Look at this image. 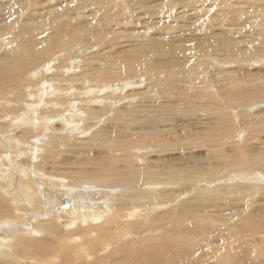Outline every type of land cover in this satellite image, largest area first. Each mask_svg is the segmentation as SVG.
Here are the masks:
<instances>
[{
	"label": "bare ground",
	"instance_id": "6f19581e",
	"mask_svg": "<svg viewBox=\"0 0 264 264\" xmlns=\"http://www.w3.org/2000/svg\"><path fill=\"white\" fill-rule=\"evenodd\" d=\"M154 1L155 0H149V2H147L151 9H154L155 4H152ZM255 1L256 0H240L235 4L232 3L233 0H210L209 5L214 8H221V6H224L222 10L223 16H230V18H233L234 16L241 15L239 18L233 19L237 24L236 28H240L243 25L247 26L251 23L250 37L264 41V31H260V29L255 27V23H252L250 17L246 15L251 4ZM15 2H18L19 5L25 3L22 0H0V12L2 13V18L0 19V91L12 92L11 96L4 98L3 103H0V153H3L5 159L0 162V183L2 184L0 185V210L4 211L6 214L3 217V221H0V229H5L7 231V237L0 241V264H16L15 262L20 258L18 253L21 250H25L28 253L27 259L20 258L23 259L25 263L76 264L74 263L75 261L92 257V253L88 252L87 247L88 245L92 247L95 241L101 242V244H99L101 248L97 250L94 245L92 250H94V253H100L101 255V252L103 253L106 251L107 253V250L114 246V241L116 240L120 243L125 241L127 236L131 234L142 235L147 232L156 234V232L166 228L168 225L166 217L159 220L155 219L153 222L151 217L147 216V210L149 209L155 212V210L162 207L163 204L172 201L177 195L175 189L178 188L179 191H183V189L188 186V182L191 179L188 175V171H195L197 166L189 161L190 158L187 157V155H184L185 150L196 147L195 143H185L186 139L182 137V134L177 136L176 140H173V134L178 133L175 126L170 123H174L175 119L167 117L164 113L169 111L170 114H172L177 111V109H174L177 107L175 102L173 103L174 98L177 104H188L186 107L190 112L205 111V113H207L205 115L206 118L210 117L208 109L216 111L218 105H221L220 100L223 101L222 98L227 99L229 103L234 102L235 105L238 104L242 109L249 108L252 110L255 108L256 104L260 106L261 100L264 99V80L260 82L256 80L260 72L248 73L243 76V79H229L224 77V75L220 73L221 71H219L220 76L218 75V78L220 77L221 79L219 78L218 80L226 81L227 92L222 93L219 91L220 88L218 87L215 88L219 89L216 90L215 93L217 96H215L204 83L200 85V80L202 79L199 80L197 71L202 70V68L203 70L218 68L224 65V63L212 62V66L210 67V62L199 63L197 59L204 58L206 60L208 55H210L208 44L215 43L218 40L210 41V36L207 35L199 37L198 39H192L194 40L192 44L201 45L202 47L198 49L189 47L187 50H184L186 52H191V61L187 63L186 67V70L189 69V78L186 80V77L181 76L178 71L177 65H183L180 59H165L147 68L146 76L148 75V78L146 77V79L148 83L144 89L142 88V90L139 91L143 97H147V100L142 101L144 104H141L137 109V112L142 114H147L148 112L154 113L152 120L155 119L162 127L160 129L161 132L152 130L140 137L144 142L156 144L158 147L137 150L142 157L134 158V160L138 159L141 164H148L150 160L146 155L154 149L162 153L179 149L183 154L169 157V160H167L168 162L163 160L158 163H150V167H143V170L133 172L134 161L131 155H128L133 151L127 152V150L122 149L118 152L119 155L123 157L121 159L117 158L119 156L117 153L112 157L111 152L105 151V155H103L104 159L100 162H97V160L95 161L96 157H87V160H89L90 163L95 162V165L100 166L101 171L99 174L103 173L102 178L99 180L101 181L100 184H109H98V187L96 186L97 183L94 182H80V180L74 182L72 179L68 178V176L56 171V168L60 166V163L63 161V159H61L62 161L55 162L59 157L58 147L63 142L66 143V140L70 136L88 134L89 130L93 128L92 126L103 120L106 115H111L114 110L117 111V107H121L123 104L127 103L122 102L123 98L119 99L118 97H114V95L135 94V89L140 88L139 86L145 82V79L142 77H139V82H136L131 77L121 78L124 75L123 72H129L140 62L133 59L132 65H125L119 71L107 70L103 74L97 72L95 67L81 70L83 66L82 60L71 57L73 53L82 50V47H76L75 41H71L74 43H60L61 41L69 39L68 37L73 35L72 31L69 29L61 30L56 34V38H54L55 43L52 44L40 40L37 37L39 30L28 29L24 25H20L21 21L19 20H21L23 14L21 11L16 10L14 7ZM139 2L143 3L145 0H139ZM259 5L260 20L264 24V0H261ZM161 9L168 10V8ZM182 16L186 17L187 15L185 16L184 14ZM211 18L216 19V16H211L210 19ZM173 24L176 25L175 23ZM173 24L170 25V28L176 27ZM229 31L231 32V28H229ZM229 31L226 32V34H228L225 35V37L232 38L233 36ZM253 33H256L255 35L258 36H255ZM25 34L27 35L24 40ZM220 37L221 34L215 33L213 34L212 40ZM43 43L45 44L43 45ZM261 45H264V42ZM234 51L235 48H232L231 52ZM181 55H183V53H181ZM103 56L104 54L96 56L97 60ZM49 57H52L51 65L48 67L44 66L45 68L41 69L38 67L34 70V72L36 71L34 74L27 76L31 66H34V64L39 65V62L41 64L43 60ZM260 60L263 61L264 57H261ZM119 63V57H113L110 61L112 66ZM140 71H144V69L140 67ZM117 72L120 73L114 75ZM93 76L94 78H91ZM103 76L105 79L114 77L117 79L114 81L123 82H114L112 84V82L107 81L109 83L97 85L100 80H103ZM91 79H94L97 84L93 85ZM48 82L52 84V91L50 90L51 86ZM210 84H212V82ZM183 85H186V88L183 90L184 95H177L178 90L182 91L181 88L184 87ZM166 90L169 92H165ZM174 91L176 94L173 95L176 96L170 97L171 92L174 93ZM167 93H170L169 97L174 105L168 106L163 104L164 100L161 98ZM27 97L30 99H27ZM97 97H99V99ZM180 97L183 99H180ZM113 98H116V101ZM133 101L134 99L130 97L128 103ZM256 101H258V103ZM118 102L122 103L117 105ZM39 104L42 105L41 108H39ZM210 104L212 105L210 106ZM261 108L264 109L263 106ZM231 109L234 118L235 116L239 118L238 112H235V110L233 112V108ZM220 113V110L217 111V115L214 117L216 126H218L220 130L227 127L230 122H235L233 118L229 121V118L225 114ZM129 115L130 110L128 116H124V112L120 114L122 119H127ZM62 116V119H57ZM192 118L193 116H190V119ZM55 121H62L66 123V125L64 123H55ZM244 122L246 123L247 121ZM257 122L259 127L251 125V130L248 131L259 140L260 138L258 137L261 136L260 133L264 132V119L262 121L258 118L254 123L257 124ZM20 123L22 126L18 132L21 133V140L19 138V140H16L15 136L17 133L14 134V132L18 129L16 125ZM241 124L242 123H240V125ZM129 125L131 126V123H129ZM234 128L232 124H229L230 130H234ZM196 134H198V132ZM218 134H220V132L214 134V139L223 138L225 136L224 133H221V135ZM198 135L200 136L199 139H202L204 143L206 142L207 144L208 139H210V126L208 123H205L201 133ZM22 136H24L25 139L31 138L29 147H27L29 145L28 143L26 144L22 141ZM127 138L128 137H125L123 138L124 140H119L116 146L121 148L131 146L133 143L131 138ZM199 139L196 137L193 141H198ZM47 141H49L48 149H44V144ZM34 147H37V149H35L36 158H34L40 161L37 164H32V162L28 168L29 170L26 171V175L20 177L21 169L18 166L16 168L14 166L16 165L14 161L17 159L18 155L15 154L14 157L10 158L7 156L6 151L15 152L18 150L19 152H25L26 150L32 152ZM258 148L260 147H255L254 145L247 147L250 159L246 161L243 158L244 163L239 157L234 156L230 159L231 163L225 170L238 168V173H235L233 176L234 180H242V178H245L244 180H259L258 177H260V174L259 176L257 175L258 177L255 176L252 178L250 176V174L252 175L253 173L256 175L255 171L260 170V168L264 170V147L260 150H257ZM18 151L17 153H19ZM112 152L115 151L113 150ZM137 152H135V155H137ZM71 153L75 154L78 153V151L71 150ZM220 153L222 154V151L216 152V154ZM181 156L182 158L185 156L184 159L186 160L183 161L182 158H180ZM175 159H178L180 162H174ZM120 162L123 164L122 171L115 169ZM33 166L35 167L34 169ZM258 167L260 168L257 169ZM175 168H177V173L174 178L171 172ZM179 171L180 174L178 175ZM261 172L264 174V171ZM201 173L196 170V177L200 178ZM238 174L245 176L242 177ZM5 175L8 183L4 182L6 180ZM47 176L49 177L46 178ZM214 176H217V173L214 170H210V179H208L209 182H207L208 185L216 180H214ZM28 178L31 179V183L28 181ZM175 179L178 183L174 181L173 184H168L169 182L163 183L164 181ZM26 182L30 186H27ZM165 184H168L170 193L168 196H165V201H157L158 199L160 200L157 196L158 190L165 189ZM199 185L203 186L207 184L200 182ZM111 186L121 187L111 189ZM118 189H125L127 192ZM235 189L245 193L246 196L244 198L250 197L255 193L258 195L257 189L251 186H236ZM190 190H196V185L187 191ZM229 190L230 187H226L225 189L217 188L216 190H208V188L202 187L200 194L198 193L199 195H196L200 198L204 197L203 200L208 202L207 205H210L209 200H212L211 198L222 199V197L230 193ZM184 193H181L180 198ZM197 196L194 197V200L198 202L199 199ZM22 199L24 200L23 203L25 206H23L21 202ZM203 200L201 202H203ZM213 200L211 203L214 202ZM5 202L8 205H6ZM153 203L154 205L149 207ZM118 206H122L123 208ZM128 207H131V209ZM147 207L149 208L146 209ZM194 207L196 206L193 205V207H189V205L185 204L184 207H178L179 209L176 207L175 209L181 213H185L187 211L189 212ZM213 208L214 214L217 212L222 214L225 210L223 204H217L213 206ZM7 209H9L10 212H16V214L13 213L15 216H7V214L9 215ZM116 210L122 211L123 214L112 223V213ZM230 211L229 214L231 217L229 218V215L225 219H222L224 227L220 228L218 226L219 228L215 227L214 229L212 228V230L210 229L211 233L216 232L220 236H223V238L221 237V244H219V246H213L215 243L212 242L211 248L213 251L210 252H207V247L210 245L205 244L203 250L201 248L202 252L194 256V261L187 256L189 253V248L187 247L178 246L176 250L170 248L172 252H168L170 249H165L163 247L168 245L170 240L173 239L172 235H174L175 229L178 226H184V222L180 220L169 222L170 230L161 237H149L150 239L146 240V238L144 239L142 236L140 240H132L131 243H127L126 247L130 246L131 250H134L132 254L131 252L128 255L125 254L126 252L119 254L112 251L110 255L108 254V257L104 254L107 259L105 258L104 260L102 257H98L97 259L96 256L94 259L97 261L93 262L91 260L90 263L107 264L110 256V260L113 258L114 264H119L120 262L121 264H264V246H261L258 242L256 243V240H248V246L244 245V247H239L241 250L222 248V246L228 244V242L235 241L236 239L239 240L243 235L248 234V236L253 237L254 234H257L258 232L256 230L264 226V217L257 214V212L262 211L264 214V207H252L248 210L247 214H244L239 219L233 220L234 222L231 221L234 212ZM239 212H243V210ZM26 214L30 216H26L28 217L26 218ZM165 214L169 215L168 211ZM54 215L64 217L68 222L73 223L81 221V219L86 222H93V220L100 218L104 219L95 225L98 226L95 230L90 228L92 226L84 228L85 224L83 225L88 236H80L74 240L81 244V249H79L77 248L78 244H73L70 242L69 238H64V233L59 231L55 224ZM216 217H212V221L219 220V218L217 219ZM123 218L126 220H123ZM20 226L22 228H20ZM64 226H68L67 222H64ZM80 228H82V225H79L78 230ZM183 228L186 231L189 227L187 228V226H184ZM199 229H201V227H199ZM78 230L75 229L72 232H78ZM178 232L180 231L178 230ZM187 232H189V229ZM189 233H191V229ZM213 239L216 238L214 237ZM196 242L195 240L194 243ZM35 247L40 252L42 258L41 256H33ZM188 247H191V245H188ZM195 252L196 251H192L191 254ZM35 254H37V252Z\"/></svg>",
	"mask_w": 264,
	"mask_h": 264
},
{
	"label": "rangeland",
	"instance_id": "374dc122",
	"mask_svg": "<svg viewBox=\"0 0 264 264\" xmlns=\"http://www.w3.org/2000/svg\"><path fill=\"white\" fill-rule=\"evenodd\" d=\"M22 1L25 2L22 5H19L18 2L14 3V7L16 8V10L21 11V13L23 14V17L21 18V20H19L21 21L20 25H24L28 29L39 30L37 33V37L40 40L52 44L55 43L54 38H56V34L61 30L69 29L70 31H72L73 35L68 37L69 39L61 41L60 43H68V42L74 43L71 41H75L76 47H82L81 48L82 50L78 51L77 53H73L71 57L74 59L82 60L83 66L81 70L83 69L85 70L89 67H95L96 71L99 72L100 74H103L107 70L119 71L125 65H132L131 63L133 59H135L140 63L135 65V68H132L129 72H123L124 75L121 78L131 77L136 82H139V77L145 79V82L139 86L140 88L135 89L136 90L135 94L132 93V95H124V94L114 95V97H118L119 99L123 98L122 102H127V103L123 104L121 107H117L118 109L117 111L114 110L111 115L110 114L106 115L103 120H101L96 125L92 126L93 128L89 130L88 134L70 136L66 140V143L63 142L58 147L59 157L55 162L62 161L61 159H63V161L62 163H60V166L56 168V171L68 176V178L72 179L74 182L77 180L78 181L80 180V182L89 181V182L97 183L96 186L99 187L98 184L101 183V181L99 180L102 178L103 173L99 174L101 171L100 166L95 165V162L90 163L89 160H87V157H96L95 161L97 160V162H100L101 160L104 159L103 155H105V151L111 152L112 157L114 156L115 153L119 155L118 152L121 151L122 149L127 150V152L133 151L130 152L131 154H128L131 155L134 161L133 172L137 170H143L145 167H150L151 166L149 165L150 163L151 164L158 163L163 160L167 161L169 160L168 158L171 156H178L183 154V152H181V150L179 149L172 150V152H167V153H162L160 151H157V149H154L146 155L147 158L150 160L148 164L145 163L141 164L138 159L134 160V158L142 157L141 154L137 152V150L145 149V148L150 149L151 147H158L156 144H150V142H144L143 140L140 139V137L146 133L151 132L152 130H157L158 132H161L160 129L162 127L155 119L152 120L154 113L148 112L147 114L145 113L142 114L137 112V109L141 104L142 105L144 104V102L142 101L147 100V97H143V95L139 92L142 90V88L144 89V87H146L148 83V80L146 79V77L148 78V75L146 76L147 68L156 65L165 59H172V60L180 59L182 60L183 65L182 66L180 64L177 65L178 71L181 76L186 77L185 78L186 80L189 78V73H188L189 69L186 70V67H187V63L191 61L190 58L191 52L190 51L186 52L184 50H187V48L189 47H191L192 49H198L202 47L201 45L192 44V42L194 41L192 39H198L199 37H203L207 35L210 36V41L218 40L215 43L208 44V47L210 48V55H208V58L206 60L204 58L197 59L199 63L210 62V67L212 66V62L214 63L219 62L220 64L224 63V65L218 68L206 67L209 69L203 70L202 68V70L197 71L199 80L202 79L200 80V85L204 83L206 86H208L207 88L208 89L210 88L209 90L213 95L217 96L215 92L216 90L219 89H215V88L218 87L220 88L219 91H221L222 93L227 92L226 81L218 80L220 78V77L218 78V75L220 76L219 71H221L220 73H222L224 77H227L229 79H237V78L243 79V76H245L248 73L260 72L256 80L259 82L264 80V60L263 61L260 60L261 57H264V45H261L263 44L264 41L250 37L251 23H249L247 26L243 25L240 28H236L237 24L233 21V19L239 18L241 15L234 16L233 18H230V16L229 17L223 16L222 10L224 9V6H221V8L211 7L209 5L210 0H155L152 3L155 4L154 9H151V7L147 4L149 0H145V2L143 3H140L139 0H22ZM238 1L240 0H233L232 3L236 4L238 3ZM260 2L261 0H256L254 3H252L248 11L246 12V15L250 17L252 23H255V27L260 29V31H264V24L260 20L261 17L259 12ZM161 8H168V10H164ZM184 14L185 16L186 15L187 16L183 17L182 15ZM214 15L216 16V19L213 18L210 19V17ZM1 18H2V13L0 12V19ZM173 23H175L176 25H174ZM171 24H173L176 27L170 28ZM229 28H231V32L229 31ZM228 31L233 36L232 38L225 37V35L228 34V33L226 34V32ZM215 33L221 34V37L212 40L213 34ZM253 34L255 35L256 33ZM26 35L27 34L24 35L25 36L23 38L24 40L26 39ZM44 44L45 43H43V45ZM232 48H235L234 52H231ZM181 53H183V55H181ZM102 54H104V56L97 60L96 56L99 55L101 56ZM113 57H119L120 63L115 66H112L110 64V61L113 59ZM51 58L52 57L46 58V60H43V63L41 64L39 62V65L34 64V66H31L29 70L30 72L27 73V76H29L30 74H34L36 72V71L34 72V70H36V68L38 67L39 69H41V68H45L44 66L48 67L49 65H51L52 64ZM140 67H142L144 71H140ZM119 73L120 72H117L114 75H117ZM91 78H94V76ZM204 79L205 80L208 79L207 81L210 83L212 82V84L208 83ZM114 80L117 79H115L114 77L105 79L103 76V80H100L98 84L94 79H91V83L93 85L94 84L103 85L105 83H109L107 81L112 82V84L114 82L117 83L123 82V81H114ZM48 83L50 84V86L52 85L51 82ZM183 86L184 87L181 88L182 91L181 90L177 91V95L180 94L184 95L183 90L186 88V85ZM52 88L53 87L51 86L50 90ZM168 90H166L165 92L171 91ZM175 91L174 93L171 92V95L170 93L164 94V97L161 98L164 101L167 99L165 102L163 101V104L171 106L174 105L173 103L175 102V105L177 106L174 108L177 109L175 113L170 114L169 111H166L164 113L167 117H171V119H175V122L170 124L175 126V129L178 134H173L172 138L173 140H176L177 136L182 134V137L186 139L185 143L188 142L195 143V146L198 148L195 147L190 150H185L184 155L185 156L187 155V157L190 158L189 161L197 166L196 170L204 174L201 173V176L199 175L200 178H198L195 175L196 170L188 171V175L191 178L188 182V186H186L183 189V191H179L178 188H176L175 191L177 195L172 201L166 203L167 205L163 204V206L160 207L159 209H156L155 212L150 211L148 209L149 207L154 205L155 202L146 208L148 209L147 216H150L153 222L155 219L159 220L162 219L163 217H166L167 218L166 221L168 222L166 228L162 229L159 232H156V234L153 232H152L153 234L149 232L142 235L131 234L130 236H127V238L125 239V241L127 240L126 242L122 241L118 243L119 241L116 240L114 241L115 242L114 246L110 247V249L107 250V253L106 251L103 253L101 252V255L100 253L98 254L94 253V250H92V247L94 245L97 250H100L99 248H101V245H99L101 244V242L95 241L92 247L90 245H88L87 247L88 252L92 253V257L82 258L78 261H75L74 263L92 264L94 261H97L94 259L96 258V256L97 259L98 257L99 258L102 257L105 260V258L107 259L108 254L110 255L112 251H115L116 253L119 254H122L123 252H126L125 253L126 255H128L130 252L132 254L134 250H131L130 246L126 247L127 243H131L132 240H140L142 236L144 239L146 238V240L156 236L161 237L170 230L169 222L180 221V220L184 222V226H187V228L189 227L188 228L189 232L191 229V233L187 232L188 229L185 231L183 228L184 226L183 227L178 226L176 229H178L180 232H178V230L175 229L173 233L174 235H172L173 239L170 240L169 244L166 246H163L162 244L161 245L165 249L171 248L172 250H176L178 246L179 247L183 246L184 248L187 247L189 248V253L187 254V256H189V258L194 261V256L202 252L205 244L210 245L207 247L208 249L207 252L213 251V249L211 248V245L213 244L212 242L215 243L213 246H219V244H221L222 241L221 237L223 238V236H220L216 232H212L214 233L212 234L210 231L212 230V228L214 229L215 227L218 226L220 228L224 227L223 226L224 223L222 219H225L230 215L229 214L230 210H231L230 212H234L233 219H231V221L234 222L233 220L239 219L244 214H247L248 210L251 209L252 207L255 208L256 207L258 208V206L264 207V197H263L264 174L263 172H261L264 171L263 168L258 167L257 169L260 168L261 171L260 170L255 171L256 175L254 173L252 175L250 174L252 178L255 176L258 177L260 174V177H258L259 180L257 181H253L249 179H248L249 181L247 179L244 180L245 178H242V180L236 179L237 180L236 181L233 179L234 178L233 176L235 175V173H238L237 172L238 168L227 169L228 172L227 170H225L231 163L230 159H232L234 156L239 157L243 161V163H244V159L246 161L250 159L249 158L250 154L247 151L248 146L254 145L255 147H260L257 150H260L261 148L263 149L264 132L260 133L261 136L258 137L260 138L258 140L257 138H255V135L251 134V132L249 133L248 130H251L250 129L251 125L259 127L258 122L257 124L254 123L258 120V118H260L263 121L264 111L262 110L264 109H262L261 107L263 106L264 108V99L261 100L260 106L256 104L255 108L251 110L249 108L242 109L238 104L235 105L234 102L229 103L227 99L224 98H222L223 101H221L219 98L221 105H218V109L216 111H211L210 109H208V112H210V117L206 118L205 115L207 113H205V111L190 112L186 107V105L188 104H177L175 98L172 103L170 97L176 96L173 95L176 94ZM11 95L12 92L0 91V103H3V99ZM130 97H132L134 101L128 103ZM97 98L99 99V97ZM181 98L182 97H180V99ZM27 99L30 98L27 97ZM113 99L116 101V98ZM122 102H118L117 105L121 104ZM256 102L258 103V101ZM211 105L212 104H210V106ZM41 107L42 105L39 104V108ZM257 107H259L260 109ZM231 108H233V112L234 110L235 112H238L239 118H237L236 116L235 118L237 119L234 118V116L232 115ZM129 110H130L129 117L127 119H122L120 114L124 112V116H128ZM219 110L221 112L220 114H225L229 118V121L232 120L233 118L235 122L233 123L232 121L228 123L232 124L235 127L234 130L229 129V124L227 127L223 128V130H220L219 127L216 126L214 117L217 115L216 112ZM190 116H193V118L190 119ZM62 118L63 116L58 117L57 119H62ZM244 121L247 122L245 123ZM55 123H64V122L55 121ZM129 123H131V126L129 125ZM205 123H208L210 126V139H208L207 144L206 142L204 143L202 139H199L200 136L198 135L199 133H201L203 126H205ZM240 123L242 124L240 125ZM64 124L66 125V123ZM21 126H22L21 123L16 125V127L18 128L14 132V134L17 133L15 136L16 140L18 138L21 140L20 138L21 133L18 132ZM197 132L198 134H196ZM216 132H220V134L218 135L224 133L225 136L223 138L214 139L215 138L214 134ZM125 137L131 138L133 142L132 145L122 148L116 146V143L119 142V140H124L123 138ZM194 137L195 138L197 137L199 140L193 141L195 139ZM30 139L31 138L25 139L24 136H22V141L26 144L27 143L29 144L27 147H29L31 144ZM48 146H49V141H47L44 144V149H48ZM35 149H37V147H34L32 149V152L25 150L26 153L23 151L19 152L17 149L16 150L19 153H17V151L15 152L6 151L7 156L10 158L14 157L15 154L18 155L17 159L14 161V163L16 164L14 166L15 168L18 166L21 169L20 177H24L26 175V171L29 170L28 168L32 162H33L32 164L35 163L37 164L40 161V160L37 161L38 159L35 160L36 158ZM71 150L78 151V153L73 154L71 153ZM113 150L115 152H112ZM218 151H222V154L221 153L216 154V152ZM135 152H137V155L139 157L135 155ZM0 154H1L0 162H2L5 159L3 153ZM184 157L182 158L181 156L180 158H182V160L185 161L186 159H184ZM117 158L121 159L123 157L119 155ZM174 162L177 163L180 161H178V159H175ZM34 168L35 167L33 166V169ZM115 169L122 171L123 170L122 162H120ZM210 170H214L217 173V176H214L213 178L214 180L215 179L216 180L211 184L209 183L208 185L207 182H209L208 179H210ZM180 171L178 175L180 174ZM176 173H177V168H175L171 172L172 177L175 178ZM238 175L242 177L245 176L242 174H238ZM48 177L49 176H47L46 178ZM5 179L6 180L4 182L8 183L6 175H5ZM30 180L31 179L28 178L29 182ZM173 181L178 183L176 179L171 181H164L163 183L169 182L168 184L170 183L173 184ZM200 182H203L204 184L207 185H203V186L199 185ZM108 184L109 183L100 184V185H108ZM168 184H165L166 185L165 189L158 190L157 196L160 198V200L158 199L157 201L163 202L165 201L164 200L165 196L169 195L170 189L168 187ZM0 185L2 184L0 183ZM26 185L28 186L29 184H27L26 182ZM194 185H196V190L187 191ZM236 186L254 187L257 189L258 195L257 193H255L250 197L244 198L246 194L240 190H236L235 189ZM118 187L111 186L110 188L113 189ZM202 187L208 188V190H216L217 188L225 189L226 187H230L229 192L232 194V196L229 193L227 196L222 197V199L215 198L217 199L215 200L214 198H211L212 200L214 199L213 200L214 202L211 203L212 200H209L210 205H207L208 202L203 200L204 197L200 198L197 196L200 194V190ZM120 191L127 192V190L125 189H122ZM181 193H184V195H182V197L180 198ZM196 196L199 199L198 202L194 200L195 199L194 197ZM202 200L203 202H201ZM23 201L24 200L22 199L21 202L23 206H25ZM5 204L8 205L6 202ZM185 204L189 205V207L190 206L193 207V205L196 207L191 209L189 212L188 211L185 213L179 212L177 210L179 209L178 207H182V206L184 207ZM217 204H223L225 210L223 211L222 214L218 212L214 214L213 206ZM118 207L123 208L122 206H118ZM176 207L177 209H175ZM128 208L131 209V207ZM240 210H243V212H239ZM7 211L9 213V215L7 214V216L14 217L15 215L13 213L16 214V212L14 211L10 212L9 209H7ZM167 211L169 215L165 214ZM122 214L123 212L120 210L114 211L112 213L113 215L112 223L115 222L116 218L121 217ZM257 214L264 217L262 211L257 212ZM5 215H6L5 212L0 210V221H3V217ZM26 216L29 217L30 215L26 214L25 217ZM212 217L214 218L216 217L217 219L219 218V220L220 219L221 220L220 222L219 220L212 221L211 219ZM230 217L231 215L229 216V218ZM54 218L56 222L55 224L58 227L59 231L64 233L65 235L64 238L67 239L69 238L71 243L78 244L77 248L79 249H81L80 246L81 244L75 242L74 240H76L80 236L87 237L88 235L85 232L84 228H86L87 226H92L90 228L92 230H95V228L98 227L95 225H97L102 219H104V218H100L97 220H93V222L90 221L86 222L85 220L81 219V221H76L73 223V222H68L67 219H65L64 217H59L57 215H54ZM123 220L126 219L123 218ZM64 222H67L68 225L67 227L64 226ZM84 224L85 227L83 226ZM79 225H82V228L83 227L84 228L83 229L80 228L78 230ZM199 227H201V229H199ZM20 228L22 227L20 226ZM75 229H77L78 232H72ZM256 231L258 233L255 232L257 234H254L253 237L248 236V234L243 235L239 240L236 239L235 241L228 242V244H225L224 246H222V248L223 249L233 248L235 250H241L239 247H244V245L248 246V242L250 240H256V243L258 242L261 246H264V226H261V229ZM6 234L7 231L5 229H2L0 231V241L3 240L5 237H7ZM214 237L216 239H213ZM195 240L197 241L196 243H194ZM188 245H191V247H188ZM171 249L168 252H172ZM192 251L193 252L196 251V252L191 254ZM36 252L37 254H35ZM27 255L28 253L25 250H21L18 253V256L20 258L27 259ZM33 256L35 257L41 256L40 252L36 249V247ZM38 258L41 259L42 256L41 258L40 257ZM19 259L17 260V262H15L16 264H29L28 262L25 263L23 259L20 260ZM91 260L93 261L92 263H90ZM107 264H114V260L113 258L112 260H110V256L108 258ZM119 264H121V262Z\"/></svg>",
	"mask_w": 264,
	"mask_h": 264
}]
</instances>
